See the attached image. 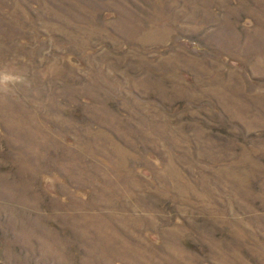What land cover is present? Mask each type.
I'll list each match as a JSON object with an SVG mask.
<instances>
[{
    "label": "rangeland",
    "instance_id": "1",
    "mask_svg": "<svg viewBox=\"0 0 264 264\" xmlns=\"http://www.w3.org/2000/svg\"><path fill=\"white\" fill-rule=\"evenodd\" d=\"M0 264H264V0H0Z\"/></svg>",
    "mask_w": 264,
    "mask_h": 264
}]
</instances>
